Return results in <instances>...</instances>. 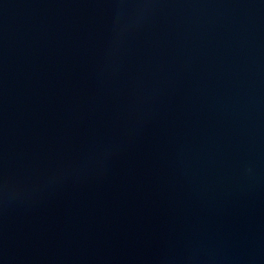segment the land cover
I'll return each instance as SVG.
<instances>
[{
  "label": "water",
  "instance_id": "water-1",
  "mask_svg": "<svg viewBox=\"0 0 264 264\" xmlns=\"http://www.w3.org/2000/svg\"><path fill=\"white\" fill-rule=\"evenodd\" d=\"M0 264H264V0H0Z\"/></svg>",
  "mask_w": 264,
  "mask_h": 264
}]
</instances>
